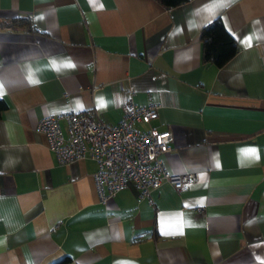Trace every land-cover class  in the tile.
I'll list each match as a JSON object with an SVG mask.
<instances>
[{"label": "crops", "instance_id": "obj_1", "mask_svg": "<svg viewBox=\"0 0 264 264\" xmlns=\"http://www.w3.org/2000/svg\"><path fill=\"white\" fill-rule=\"evenodd\" d=\"M217 18L238 45L222 68L201 62ZM130 89L160 105L188 193L101 204L96 162L60 164L37 130L71 111L117 124ZM0 99V264H264V0H0Z\"/></svg>", "mask_w": 264, "mask_h": 264}, {"label": "built area", "instance_id": "obj_2", "mask_svg": "<svg viewBox=\"0 0 264 264\" xmlns=\"http://www.w3.org/2000/svg\"><path fill=\"white\" fill-rule=\"evenodd\" d=\"M133 95V89L127 91L122 118L114 125L105 123L95 110L44 116L38 123L37 130L47 137L60 164L96 162L93 179L104 205L129 185L151 200L152 190L163 184L184 194L198 179L196 173L176 174L167 169L162 156L171 150L172 134L152 125L160 105L138 106ZM138 124L147 128L141 130Z\"/></svg>", "mask_w": 264, "mask_h": 264}, {"label": "trees", "instance_id": "obj_3", "mask_svg": "<svg viewBox=\"0 0 264 264\" xmlns=\"http://www.w3.org/2000/svg\"><path fill=\"white\" fill-rule=\"evenodd\" d=\"M166 9L179 7L189 0H156ZM17 25H28L25 19H17ZM201 62L211 64L217 68L224 67L238 52V45L234 36L228 31L222 18H217L205 25L200 32ZM8 109V103L0 99V118ZM67 260L58 262L64 264Z\"/></svg>", "mask_w": 264, "mask_h": 264}]
</instances>
